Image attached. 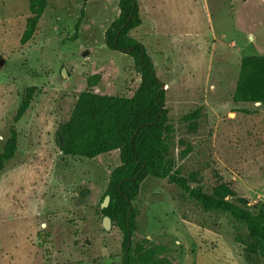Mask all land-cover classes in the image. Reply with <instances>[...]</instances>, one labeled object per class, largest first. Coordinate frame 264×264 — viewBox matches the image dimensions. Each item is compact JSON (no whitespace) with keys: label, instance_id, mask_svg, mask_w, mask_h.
Instances as JSON below:
<instances>
[{"label":"rangeland","instance_id":"1","mask_svg":"<svg viewBox=\"0 0 264 264\" xmlns=\"http://www.w3.org/2000/svg\"><path fill=\"white\" fill-rule=\"evenodd\" d=\"M138 1L143 23L130 36L166 87L175 170L192 187L225 185L252 206L264 203V106L234 98L242 60L264 55V0ZM83 4L48 0L24 44L30 0H0V147L23 91H41L15 125L19 152L0 173V264H122L123 233L112 220L106 231L101 212L120 151L69 158L55 138L82 92L132 97L141 82L134 59L106 46L119 1L89 0L73 40ZM195 111L197 120L182 121ZM133 206L134 249L158 251L152 264H246L236 242L246 229L168 180L147 177Z\"/></svg>","mask_w":264,"mask_h":264},{"label":"trees","instance_id":"2","mask_svg":"<svg viewBox=\"0 0 264 264\" xmlns=\"http://www.w3.org/2000/svg\"><path fill=\"white\" fill-rule=\"evenodd\" d=\"M88 1L84 0L73 40L78 37ZM118 1L120 15L106 32V46L134 59L141 73L140 85L132 97L99 94L90 86L79 95L69 119L58 127L55 138L64 157L95 159L120 151L121 164L112 172L104 195V200L109 196L110 202L101 212L123 233L122 264H152L159 255L152 249L140 253L134 249L138 212L133 201L147 177L168 180L203 211L225 214L242 225L246 235L238 229L236 242L243 248L246 264H264V203L252 206L225 185L211 192L192 187V180L175 170L168 146L171 125L166 90L162 89L165 85L157 75L146 46L130 36L131 31L143 23L139 1ZM47 8L48 0H30L31 16L22 37L24 44L32 39ZM40 94L36 86L23 91L14 125L0 147V173L19 152V132L15 125L25 117ZM234 98L240 103L264 106V55L242 60ZM199 116V111H195L185 115L182 121L193 122Z\"/></svg>","mask_w":264,"mask_h":264},{"label":"water","instance_id":"3","mask_svg":"<svg viewBox=\"0 0 264 264\" xmlns=\"http://www.w3.org/2000/svg\"><path fill=\"white\" fill-rule=\"evenodd\" d=\"M3 61L0 63V65H3ZM63 75H66L67 76V71L64 70L63 71ZM162 89H166L165 86L162 87ZM109 202H110V197L107 196L102 204V208H107L108 205H109ZM103 227L106 231H109L111 229V219L109 217H104V220H103Z\"/></svg>","mask_w":264,"mask_h":264}]
</instances>
